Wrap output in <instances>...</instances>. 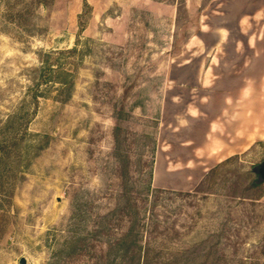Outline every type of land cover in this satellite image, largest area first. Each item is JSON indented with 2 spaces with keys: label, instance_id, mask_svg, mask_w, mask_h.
I'll return each mask as SVG.
<instances>
[{
  "label": "rangeland",
  "instance_id": "rangeland-1",
  "mask_svg": "<svg viewBox=\"0 0 264 264\" xmlns=\"http://www.w3.org/2000/svg\"><path fill=\"white\" fill-rule=\"evenodd\" d=\"M86 1L0 0V264H264V141L209 148L264 0ZM74 47L72 91L40 81Z\"/></svg>",
  "mask_w": 264,
  "mask_h": 264
},
{
  "label": "crops",
  "instance_id": "crops-1",
  "mask_svg": "<svg viewBox=\"0 0 264 264\" xmlns=\"http://www.w3.org/2000/svg\"><path fill=\"white\" fill-rule=\"evenodd\" d=\"M264 81V76H263ZM263 87L249 84L241 93L238 99H233V106L224 111L222 120H217L210 125L211 131L218 134L225 132V128L232 126L234 128V141L239 142L234 147L226 145L210 138L209 148L214 154H224L226 151L232 153L239 152L242 142L252 143L258 140L264 141V82ZM244 126H248L245 131ZM235 148V149H234Z\"/></svg>",
  "mask_w": 264,
  "mask_h": 264
},
{
  "label": "trees",
  "instance_id": "trees-1",
  "mask_svg": "<svg viewBox=\"0 0 264 264\" xmlns=\"http://www.w3.org/2000/svg\"><path fill=\"white\" fill-rule=\"evenodd\" d=\"M86 7H90L88 2L85 0ZM83 18V14L80 15V20ZM84 29V26H82ZM77 50V47L68 50H60L58 52H49L44 54V58H41L42 65L39 69L40 73V81L47 82L52 81L54 83H58L62 86L61 92L69 91L71 92L74 87V75L72 68L66 66L65 62L60 61V56L66 54H72ZM54 54H58V58H53ZM57 62L54 64L53 62ZM40 83L36 82L35 86H39ZM39 93V92H38ZM37 96V94H36Z\"/></svg>",
  "mask_w": 264,
  "mask_h": 264
},
{
  "label": "water",
  "instance_id": "water-1",
  "mask_svg": "<svg viewBox=\"0 0 264 264\" xmlns=\"http://www.w3.org/2000/svg\"><path fill=\"white\" fill-rule=\"evenodd\" d=\"M254 171L260 175L262 180H264V160L255 168ZM21 263L26 264L25 258L21 259Z\"/></svg>",
  "mask_w": 264,
  "mask_h": 264
}]
</instances>
